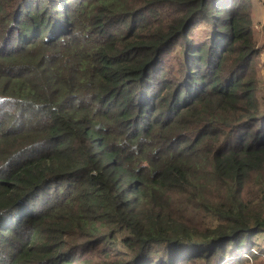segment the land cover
<instances>
[{
	"label": "trees",
	"instance_id": "1",
	"mask_svg": "<svg viewBox=\"0 0 264 264\" xmlns=\"http://www.w3.org/2000/svg\"><path fill=\"white\" fill-rule=\"evenodd\" d=\"M259 4L0 0V264L264 255Z\"/></svg>",
	"mask_w": 264,
	"mask_h": 264
},
{
	"label": "rangeland",
	"instance_id": "2",
	"mask_svg": "<svg viewBox=\"0 0 264 264\" xmlns=\"http://www.w3.org/2000/svg\"><path fill=\"white\" fill-rule=\"evenodd\" d=\"M258 1L260 4L256 5L255 12H254V19L255 23H257L256 30L259 34L260 38V45L264 42V0H254ZM262 61H264V53L261 56ZM258 72L260 73V79L262 86L264 85V63L260 62L258 63ZM261 248L264 252V237L261 239ZM233 250V249H231ZM256 250V251H255ZM261 251H258V249H251V253L249 255V259L247 260L246 264H264V255H261ZM258 257V259H257Z\"/></svg>",
	"mask_w": 264,
	"mask_h": 264
}]
</instances>
